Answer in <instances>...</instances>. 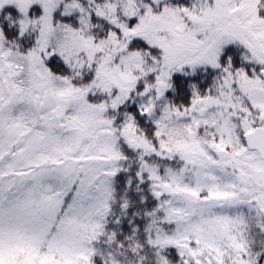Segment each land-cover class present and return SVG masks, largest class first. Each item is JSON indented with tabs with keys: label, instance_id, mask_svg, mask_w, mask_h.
Masks as SVG:
<instances>
[{
	"label": "snow or ice",
	"instance_id": "6c2138e0",
	"mask_svg": "<svg viewBox=\"0 0 264 264\" xmlns=\"http://www.w3.org/2000/svg\"><path fill=\"white\" fill-rule=\"evenodd\" d=\"M0 264H264V0H0Z\"/></svg>",
	"mask_w": 264,
	"mask_h": 264
}]
</instances>
